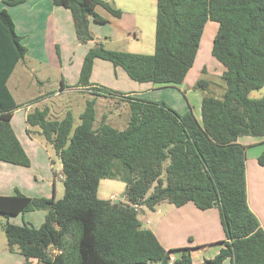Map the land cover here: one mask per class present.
Wrapping results in <instances>:
<instances>
[{
  "label": "trees",
  "instance_id": "obj_1",
  "mask_svg": "<svg viewBox=\"0 0 264 264\" xmlns=\"http://www.w3.org/2000/svg\"><path fill=\"white\" fill-rule=\"evenodd\" d=\"M0 1L14 6L25 0ZM52 1L70 11L79 43L94 41L90 17L105 22L96 6L115 17L122 14L106 0ZM208 20L217 23L210 53L223 66L225 90L214 96L204 90L206 80L194 82L193 88L203 93L200 122L191 110L179 113L164 100L132 97L90 82L98 58L135 82L182 83ZM25 53L10 15L0 9V161L21 166L30 160L10 124L19 105L5 82ZM76 84L92 98L73 130L70 111L61 119L50 118L47 105L26 113V133L36 127L59 158L63 196H28L18 189L0 195L7 249L23 255L22 264L29 258L43 264H168L177 249H165L137 218L139 206L152 210L163 201L217 208L225 233L224 246L212 258L193 263L183 248L170 264H264V229L248 206L245 146L237 142L240 136L264 135V94L248 95L264 84V0H156L154 52L111 50L95 41L83 57ZM108 95L129 106L121 130L105 115L93 127L95 98ZM256 161L264 168V152ZM102 178L124 182L127 202L98 198ZM35 210L45 211L37 227L8 220Z\"/></svg>",
  "mask_w": 264,
  "mask_h": 264
},
{
  "label": "crops",
  "instance_id": "obj_2",
  "mask_svg": "<svg viewBox=\"0 0 264 264\" xmlns=\"http://www.w3.org/2000/svg\"><path fill=\"white\" fill-rule=\"evenodd\" d=\"M2 8L8 12L13 21L15 32L21 36V43L26 47L25 55L27 57L30 56L31 59H33V57L39 58V60L44 61L47 66L56 68V72L60 74L58 77L59 89L55 93L60 94L62 91L73 89L83 91L76 83L83 57L86 51L93 46L95 41H90L88 43H79L77 41L70 11L62 6L55 5L52 0H25L23 3L14 6H6L0 1V9ZM95 11L105 19V22L119 25L120 31H127V29H130V26L128 27L129 24H123V14H121L120 17H115L101 6H96ZM99 23L100 22L95 21L92 17L89 18V29L92 34L95 30V26ZM216 28L217 25H215V29ZM105 37L106 36H104V38ZM57 50H59V54L56 53ZM75 54L76 59L74 60L73 57ZM96 60L102 59L97 58L93 63L90 82L94 85H109V83H113L110 84L111 87L115 90L122 91L120 93L150 100H164L163 96L170 99L168 94L180 93V89L182 88H187L188 95L194 92V89L191 87L195 81L192 82L188 80L187 82V75L184 81L175 87L171 84L139 83L131 80L121 68L114 67L111 64L113 67L110 69L111 67H109V65L98 63ZM21 61L24 62V58ZM18 63L19 61L14 66L5 82V86L15 103L16 101L10 89L9 82L15 74ZM30 71H33L32 67H30ZM118 76L125 82V85L121 86L124 87L125 90H120L121 88H119L118 84L112 82V77L116 78ZM36 80L38 84H43L42 79L36 77ZM61 83H63V86H61ZM47 93L50 92H45L41 94L40 97L45 96ZM201 99L202 97L198 96V104H196V111L198 113L200 112ZM165 102L167 103V101ZM168 103L170 104V102ZM187 103L188 100L186 103L182 100H178V102L171 103L170 105L179 113H183L189 110ZM18 109L19 107L13 111L10 124L23 149L29 156V150L26 148L25 142L26 140L30 142V139L25 138L22 132L25 131L26 133V113L28 109L25 108L20 117H18L19 119H17L18 122L20 120V126L23 127V130H20V126L18 130H16V116L18 112H20ZM31 109L32 108H29V110ZM193 109L195 110V108ZM193 114L196 117V112ZM34 131V128H32V132ZM36 132L38 133V131ZM32 134L34 133H31V135ZM26 135L30 138V135L27 133ZM256 137H260V139H246V142L239 141L240 139L238 137L237 142L245 146V149L247 146L264 142V135ZM14 166L19 167L21 165L0 161V171L2 172L0 173V195L13 194L16 189L28 196L46 195L42 187L37 185L36 180L31 177L29 179L28 173H19L21 169ZM261 175L263 176L264 173H246V185L248 189V206L258 219L260 226L264 229V176L261 180L259 177ZM159 204H161V202L152 210L149 209L157 215L154 222L152 223V221L147 218L145 223L151 225V227L148 226V228L154 233L165 249H177V251L172 253L174 257L179 256L183 248H187L185 251L190 255L192 262L200 263L206 258H212L224 246L223 241L225 239V233L220 223L217 208L213 207L207 210H200L192 202H187L181 206H173L167 209V211H164L165 209L163 210ZM138 210L143 213L145 212L143 206H139ZM163 212H166V216H160ZM44 214V210L29 211L10 216L8 220L14 224H21L23 221H27L37 227L42 223ZM196 237H198L197 240ZM23 262V255L17 251L8 250L6 243H0V264H22ZM27 264L43 263H38L35 258H29ZM224 264H228V262L225 261Z\"/></svg>",
  "mask_w": 264,
  "mask_h": 264
},
{
  "label": "rangeland",
  "instance_id": "obj_3",
  "mask_svg": "<svg viewBox=\"0 0 264 264\" xmlns=\"http://www.w3.org/2000/svg\"><path fill=\"white\" fill-rule=\"evenodd\" d=\"M106 1L114 7L121 9L123 14V24H129L128 27L130 26V29H127V31H120L119 25L115 23L100 22L95 26V30L93 31L94 41L101 42L105 48L111 50L152 54L154 52L156 0ZM215 25H217V23L214 21L208 20L206 22L201 36L199 50L193 66L187 73L188 78L186 81L188 82V80H191L194 82L197 79H204L207 81V85L204 89L207 94L219 97L225 90V84L221 78L223 66L210 53L212 39L216 32ZM104 36L106 37L104 38ZM56 53L59 54V50H57ZM56 53L54 52L55 55ZM25 56L24 62L21 60V62L19 61L15 74L9 82L10 89L14 95L16 103L19 105L18 110L20 111L16 116V130H18L20 126V120L18 122L17 119H19L18 117H20L25 108L29 111V108H42L45 105L49 107L50 118L61 119L67 111H70L73 116V130V128L80 122L79 115L84 109L86 100L92 98V95L87 91H78L74 89L62 91L60 94L55 93L59 89L58 77L60 76V74L56 72V68L47 66L46 63L39 60V58L33 57V59H31L30 56ZM73 59H76V54ZM96 61L98 63L109 65V67H111L110 69L113 67L111 63L106 60ZM30 67L33 69L32 72L30 71ZM36 77L42 79L43 84H38ZM112 82L118 84L119 88H121L120 90H125L124 87H121L125 85V82L122 81L119 76L116 78L112 77ZM110 84L113 83H109V85L107 84L108 86L102 84L97 85L111 91L122 92L113 89ZM171 85L175 87L178 84ZM191 88L194 89L193 86ZM182 89H180V93L177 94L166 93L170 99L163 96L164 101H167V103L170 102L171 104L178 102V100H182L186 103L188 100L187 104L189 110H191L192 113L196 112L197 115L194 117L200 122V112L198 113L196 111V104H198V96L202 97V91L194 89V92H191V95H188L187 88ZM45 92L50 93L40 97L41 94ZM263 94L264 84L258 89L251 90L248 95L251 98H259ZM193 108H195V110ZM103 115H105L106 122L121 130L126 126L129 117V106L124 100H120V98L115 95H108L107 97L96 96L95 120L93 127L98 125ZM22 128L23 127L20 126V130H23ZM33 128L35 131L32 132L34 134H30V138L26 135L25 131H22L25 138L30 139V142H27L28 140H26V142L24 141L26 148L29 150V156L31 157L28 156L30 165L14 167L21 169V172L19 173H28L29 179L31 177L36 180L37 185L42 187L43 191L46 193L44 197H51V195L54 194V198L59 199L63 196L64 192L59 158L55 154L53 147L36 132L38 129L36 127ZM239 139L241 142H246V139L259 140L260 137L241 136ZM262 152H264V142L246 147V173H264V168L259 166L256 161V157ZM0 173L2 172L0 171ZM263 176H259L261 180L263 179ZM151 192L152 187L148 190L146 195H149ZM97 197L100 199H118L125 203L127 202L125 197V183L116 179L102 178L98 184ZM159 206L162 207L163 210L165 209L164 211H167V209L170 207L172 208L175 205L163 201ZM143 208L145 212L138 211L137 218L141 222L142 227L148 228V226L151 227V225H147L145 220L148 218L153 223L157 215L145 206H143ZM163 215L166 216V212H163L160 216ZM5 220V216L0 214V243H6L4 231L2 230V223L5 222ZM197 238L198 237H196V240Z\"/></svg>",
  "mask_w": 264,
  "mask_h": 264
},
{
  "label": "built area",
  "instance_id": "obj_4",
  "mask_svg": "<svg viewBox=\"0 0 264 264\" xmlns=\"http://www.w3.org/2000/svg\"><path fill=\"white\" fill-rule=\"evenodd\" d=\"M174 258L175 257L171 254L170 257H169V259H168V264H170L174 260Z\"/></svg>",
  "mask_w": 264,
  "mask_h": 264
},
{
  "label": "water",
  "instance_id": "obj_5",
  "mask_svg": "<svg viewBox=\"0 0 264 264\" xmlns=\"http://www.w3.org/2000/svg\"><path fill=\"white\" fill-rule=\"evenodd\" d=\"M119 200L118 199H114L113 202H118Z\"/></svg>",
  "mask_w": 264,
  "mask_h": 264
}]
</instances>
